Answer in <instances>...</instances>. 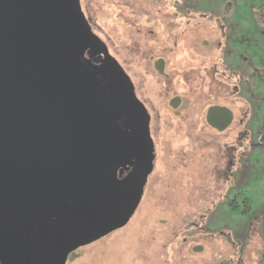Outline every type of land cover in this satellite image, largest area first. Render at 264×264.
Masks as SVG:
<instances>
[{"label": "rangeland", "instance_id": "374dc122", "mask_svg": "<svg viewBox=\"0 0 264 264\" xmlns=\"http://www.w3.org/2000/svg\"><path fill=\"white\" fill-rule=\"evenodd\" d=\"M80 4L145 105L154 166L127 224L66 264H264V148L243 132L264 129V0Z\"/></svg>", "mask_w": 264, "mask_h": 264}, {"label": "water", "instance_id": "95a60500", "mask_svg": "<svg viewBox=\"0 0 264 264\" xmlns=\"http://www.w3.org/2000/svg\"><path fill=\"white\" fill-rule=\"evenodd\" d=\"M149 121L80 0H0V220L30 224L39 264L127 224L154 166Z\"/></svg>", "mask_w": 264, "mask_h": 264}, {"label": "flooded vegetation", "instance_id": "af4514ba", "mask_svg": "<svg viewBox=\"0 0 264 264\" xmlns=\"http://www.w3.org/2000/svg\"><path fill=\"white\" fill-rule=\"evenodd\" d=\"M229 36L230 34L226 36L227 40H229ZM102 60H103L102 54H96L93 59V61L96 64L104 61ZM126 86H127V83L122 82L119 88L125 89ZM216 107L224 109L226 113L232 116L231 108L220 107V106H216ZM240 123L242 122L240 121ZM229 124L225 126L224 128H227ZM118 125H120V127L123 128L121 121H118ZM252 130H253L252 126L248 124L247 130L243 131L244 134L246 132H249L251 135L250 137L246 136L249 146L252 147L254 145V141L252 139V135H253L254 137H256L255 139L257 140L256 145H259L260 147L262 146V148H264V129H262V132H260L261 134L259 133V130L257 132L256 130L252 132ZM239 143H240L239 144L240 148L244 147L242 142H239ZM233 148L235 147L232 146L231 148V152H230L231 154L229 155L230 157L229 164L232 163L231 159L233 157V152H232ZM137 156L140 160L143 159L142 153H139ZM131 168H132V165H127L118 173L119 176L123 177L131 170ZM150 174L146 175V181ZM0 228L2 229V231L0 232L7 234V238L3 241H0V264H39V261L41 260L40 253L42 251H45L46 243L41 240H37V238L34 236L32 232V228L30 227L29 223L27 222H23L19 224H16L14 222L5 223L0 220ZM81 246L82 245L77 246L70 251V253L66 257V261L64 262V264L67 263L71 253H73L76 249L80 248Z\"/></svg>", "mask_w": 264, "mask_h": 264}, {"label": "trees", "instance_id": "16d2710c", "mask_svg": "<svg viewBox=\"0 0 264 264\" xmlns=\"http://www.w3.org/2000/svg\"><path fill=\"white\" fill-rule=\"evenodd\" d=\"M231 116L224 109L215 107L211 109L208 120L210 125L218 130L224 129L231 121Z\"/></svg>", "mask_w": 264, "mask_h": 264}]
</instances>
